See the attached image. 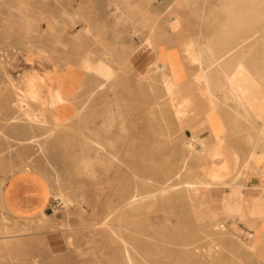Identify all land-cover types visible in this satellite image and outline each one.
<instances>
[{"label":"rangeland","instance_id":"obj_1","mask_svg":"<svg viewBox=\"0 0 264 264\" xmlns=\"http://www.w3.org/2000/svg\"><path fill=\"white\" fill-rule=\"evenodd\" d=\"M51 1L53 0H44V2H25L24 4L22 2H18V0H0V18L5 17L10 18L11 20H18L20 18V14L21 16L28 15L27 17H32L35 19L36 24H41L43 29H46V23L43 21L45 20L43 17L57 19L59 22L56 25H59V28L61 27L60 35L66 44V47H61L60 45L54 46V44L52 45L49 43V49L52 48V50L55 51V58L57 57V59H59L62 63L65 62V66L67 67L68 71L66 76L67 80L69 84L74 82L73 84L76 87L79 85L83 86L85 82L90 83V78L88 77V74L85 73L82 56L87 48L79 45L81 40H85V32L83 31L84 29L81 26V22L76 16L73 15V11L75 9H80L82 13H85L86 16L90 17L93 25L94 23L96 24L97 28L95 30L102 32L103 36L101 41L105 43L104 45H106L107 48L111 49V51L116 54L114 55L112 53L111 64L113 63L112 70L114 71L115 69L116 73L118 72V74L113 79V89L110 92L111 95L109 96L108 94H104V92L94 93L91 96V98L95 96L94 99L92 98L94 102H92V99L89 98L81 115H78L76 111L73 110V104L76 100L74 93H72V95L70 94L71 96L69 95V98L62 101V103H57V107H51L56 113H58V110L61 108V110H64L63 108H65L72 113L70 114L69 112L68 117L64 119L67 124V129L63 130V128L60 126H47L45 123L37 122V119L33 120L34 128L31 127L30 129L28 125L26 126L23 123L20 117H12L11 119H8L12 115H17V113L13 114L14 108L11 104L12 97L8 94L10 93V89L5 81L6 78L4 77V68H6V66H3L2 68L0 64V264H123L120 261V257L122 256L121 253L124 247H127V249L129 248V251L132 250L130 251L131 253L136 250L140 255L148 248H150L148 249L150 251H153L154 249L160 250L161 247V249H163L165 246L160 247L158 246L159 244L163 242H172L170 237L172 234L170 233L179 231L178 225L181 227H179L180 231L183 229L196 231L201 226L197 223V221H199V217H193V214L188 211L184 204L173 201L170 204L172 205V209H168L166 205H163L164 203L162 201H157V204L154 205L150 210L138 214V221L136 222L137 224L135 223L132 226H129L128 223H125L124 225L126 228L123 226L121 229L114 227V229L116 228L115 230L117 231V234H110L109 229L112 228L114 224H116V220L122 216H126V213H123L122 215V210H117V207L120 206L122 197L116 192V189H119L122 186L132 187L134 182H138L142 185L144 184L143 180L141 179H132V176H130L131 173L135 172L145 178L149 177L151 180L147 179L146 182L153 186H155L156 182L158 181L162 182V175L160 172H158L156 168H148V164L142 160L144 159V154L149 150V148L152 147L156 150H159L158 162L160 164H163L166 159L165 157L168 156L169 167L171 169L173 168V172H176L178 167H180L182 156L181 153L185 151V153H188V150L192 151L191 153H194L193 157L196 156L195 159L191 157L187 160L188 167L204 169L205 165L206 167L210 166L212 157L214 156L212 153L221 154L222 152L223 155H221L224 159L227 157L226 159H228L230 162V168H232L235 165L233 155L237 154L238 149H242L249 140L256 141L257 147L259 148H257L258 150L264 149L262 148L264 147V139H262L259 134V130L264 128V116H261L258 112L260 107H264L262 106L264 105V103H262L264 102V100H262L264 99V94H262L264 93V88H262L264 87L262 86V83H264V59L261 58L264 57V46H262L264 45V42H261L264 41V26H262L264 25V17H259L249 24L250 27L248 28L251 30V32H249L247 27H244L242 29L243 33H241V31L238 35L240 37H235L234 46L225 47L221 46L218 40L220 39L218 34L221 30L219 27L221 26L220 23H222V16L220 15V5H218V0H130V2H121L122 0H114V2H112V0H94V2ZM245 1V8H249L253 5V8L255 9V3L250 2L249 0ZM259 3L262 4L264 2ZM115 6H118V9H115ZM259 6L260 5L257 4L256 10ZM17 7L20 9L19 12ZM112 10L114 13H112ZM128 12L131 13L130 16L127 15ZM140 16L142 17L140 18ZM217 17L219 19H217ZM140 19H143L144 21L142 20V22ZM149 20H151V23ZM217 20L219 25H217ZM138 21L140 22V25ZM17 27L18 26L15 27L16 29L12 28V30H17L21 33V36H19L23 37V32H21L22 30L20 29V26L18 28ZM216 27L218 28L216 29ZM215 29L219 31L216 32ZM7 30L8 28L4 29L3 36L4 32ZM244 31L247 33L245 34ZM44 33H46V31L43 32V34ZM56 34L53 35L56 36ZM259 36L262 37L260 38V41ZM37 38H39L38 35ZM37 38L35 37L36 40ZM91 39L92 38H89L86 41V43L89 45L88 47H90L91 50L95 52V55H100L99 52L101 50V46L97 44L94 39ZM141 40H143L142 47L144 54H157V58L155 57V59L159 62L157 64L160 65V67H158L159 70H157L159 76H161V79H163L158 83V86L162 89V91H164L163 96L167 94V91L169 92L168 95L165 96V100L167 99V102L173 103L174 105L170 120L176 123L172 124L175 126V128L169 129L167 139L170 141V143H167L163 146V142L159 141L162 139V137L159 136L161 135V131L159 129L160 127L158 124H156V121L149 119V114L147 113L153 105L151 103L157 102V98H152L153 94L149 91L146 83H142L139 79H137V73L140 71V69L144 68L143 66L145 65V62L142 61V63H140V61H132L130 63L131 65H125L121 63V58L128 53V50L132 46L139 44V41ZM149 42L153 44L151 45ZM208 42L216 48H214L212 45L211 47ZM253 43H255V45ZM158 44L160 47H158ZM259 45L261 46L259 47ZM186 46H188V50ZM192 46L195 48V50ZM189 48L191 50H189ZM199 48L200 50H198ZM209 48L211 49L208 50ZM211 51H213L215 54ZM219 51L221 53H219ZM228 52L229 54L231 53V55L235 56V58L239 57L243 61L241 67L242 71L240 70L239 73L240 75L237 74V72L231 71V73L234 72L231 74L233 78L231 80H229V77L226 76L227 70L220 72L219 68H216V66H213L212 64L214 61L212 59L218 57L217 60L221 61L220 59H222V66H224L223 59L226 57ZM21 54L24 57L27 56L26 52H22ZM193 54L195 56L197 54V56L195 57ZM213 54L214 57H212ZM180 55H182V57ZM221 56H223V58H221ZM208 57H211L212 59H208ZM257 57L260 60H257ZM165 58L167 59L165 60ZM188 58L191 63L186 64L189 62L187 61ZM117 59L119 61H117ZM192 59L195 60L193 61ZM210 60H212V62ZM261 60L262 62H260ZM195 61L196 63H194ZM207 61L210 65L207 64ZM209 61L211 63H209ZM249 63L252 65L254 64L253 66L255 67L253 68V66H251ZM247 65H249V68ZM183 66L185 68H183ZM120 67L122 68L120 69ZM207 71H209L208 77L205 76ZM242 72L246 73L244 74ZM252 72H255L254 75ZM125 73H127V76L124 75ZM197 73L198 75H195ZM234 74L236 76H234ZM251 74L252 76H250ZM255 74H258L257 77ZM193 75H195V78L191 77ZM226 77H228V79ZM182 78L185 83H183L184 81ZM242 78L244 80H242ZM178 80H180V83ZM168 81L172 84H170ZM229 81L231 83H229ZM249 81L251 83L254 82L252 86ZM244 82L248 85L245 86ZM255 82H257V84ZM226 83L229 84V87L228 84L226 85ZM238 83L241 86H238ZM176 84L180 85L179 87L182 86L181 91ZM254 84L256 85L254 86ZM196 85L199 86L197 87ZM233 85L236 86L234 87ZM237 86L239 87L238 89ZM174 87L176 88V92H174ZM224 87L226 88V91L224 90ZM194 88H196V90ZM183 90H186L184 91V93L186 92V95L183 94ZM226 92L228 93L223 94ZM258 92L261 93L258 94ZM169 94L171 95V98ZM193 94H195V96ZM248 94L250 99L249 97H246ZM252 95H255L256 97L254 98ZM208 96H210V99ZM175 97H177V100H175ZM231 99L235 100L231 101ZM241 100L242 102L244 101L243 103L241 102L242 104L240 103ZM180 101L182 105L179 104ZM257 103L259 105H257ZM238 104H240V106H238ZM245 104L246 106H244ZM250 104L255 106L251 107ZM108 105L114 107L115 110L117 107V111L121 114L119 120L122 122L124 139L122 143L117 144L121 148L118 154L120 160L116 162L117 164L115 166L113 165L114 167L112 166L109 172H105L103 171V165L99 160L97 161L93 156L86 157L88 156V152L89 154H92V151H87L86 155L85 151H83V148L88 143H90L88 140L91 141V138L94 139L95 133L93 131L96 128H99L100 123L103 120V111ZM175 105H178V108ZM182 107L186 108L184 109ZM224 107L225 109H223ZM174 109L177 111L174 112ZM247 112L250 117L247 115ZM35 114L36 112L30 115L33 117ZM250 119L252 121H250ZM119 120L117 119V122ZM23 126H25V128H23ZM26 127H28L30 130ZM113 128L116 131V128ZM54 129L58 131H54ZM26 131L27 133H25ZM15 132H21L27 136L34 134V137L23 141H18L17 139H13V137L16 136ZM81 133L83 135H81ZM84 137L87 138V140ZM244 139L246 140L244 141ZM39 140H41V143H39ZM80 142H83L82 145ZM243 142L244 144H242ZM214 145L217 146L214 147ZM87 146H89V144ZM128 146L133 147V149L129 152L127 150ZM219 148H221V150ZM214 149L219 150L216 151ZM195 152L197 154H202L200 156ZM238 152L240 153V151ZM208 153L209 155H204ZM129 155H133L134 158H132V156L129 157ZM83 157L92 161L96 173L91 174L89 172V168L86 167L82 162ZM202 157L204 159H202ZM200 159L202 160L200 161ZM256 166L258 169L264 170V159L259 157L256 160ZM244 174L245 175L237 178V182L241 183L242 185L250 187L252 185L264 184V180H260L258 177L256 182L257 184L249 183V180L254 175H256L254 170L247 169ZM27 183L30 186H33L32 190L38 192H34V194H39L41 197L39 195V197H23L28 193L22 192V189L24 191H30V187ZM222 189L223 188L221 186H217L214 190H212V193L206 198L207 203L203 204L199 208L200 212H198L197 216L203 212L205 214H211L216 211V208L219 206ZM247 193L255 194V192L251 191L250 189H247ZM1 201L11 204L12 210L7 211L2 206ZM109 204L116 207V209L112 214H110V216L112 215L111 217L109 216L108 218H104L107 211V205ZM161 205L163 207H161ZM12 212L14 214H12ZM53 213H56L61 219H53L51 217ZM42 214L43 216L41 217ZM127 215L130 216V213L128 212ZM43 217H45V219ZM174 222L178 224L175 225ZM172 225L176 227L174 228ZM229 226L230 225H227L228 229L224 234L217 233L218 235L221 234L219 236L215 234L213 236H206L200 239H194L188 236L180 239L175 236L173 237L174 241L181 243L183 240L187 243L186 247L181 244L178 246L177 244L175 246L166 245L168 248L166 247V249L164 248L163 250L170 252L171 258H169L171 260L165 259L167 257L164 255L155 254L152 255L153 257H149L148 264H155V261L156 264H162L163 262H165L164 264H235L233 261H229L230 257H228L229 254L227 253L228 250L226 249H228L227 247H229L231 244V246L236 245L235 241L238 238L242 237L244 239V237L239 235L235 228H231V226ZM170 227L172 229H169ZM128 228L130 229L129 232H127ZM4 229H7L6 233ZM155 230H158V232L160 231V233L163 232L165 236H157L155 234L157 231ZM134 231L142 236H138L136 239L137 241L133 240L134 235H132V233ZM255 231L257 233L252 232V234L254 233L253 236H255V241L253 240L254 252L243 250V248L241 250L240 248L239 255L244 260L249 258L245 260L248 262V264H264V245H262L264 244V235H262L264 234V220H260V224ZM123 233L126 235H122ZM111 235L115 236L112 237ZM222 235L225 236L222 238ZM226 240L228 243H226ZM131 241L134 244H132ZM140 241L141 243H138ZM149 241H152L151 243L156 245H151ZM221 243L224 245L222 246L223 256L220 252L217 255L216 249ZM133 245L136 246L134 247ZM205 246H207L208 250H212L211 254H204L203 250L206 248ZM213 248L215 249L213 250ZM98 251H100L102 254ZM81 252L83 254H81ZM91 252L94 253L92 254ZM100 256L102 258H100ZM94 257L96 258L94 259ZM245 261L244 264H246ZM141 264L146 263L142 262Z\"/></svg>","mask_w":264,"mask_h":264},{"label":"bare ground","instance_id":"obj_2","mask_svg":"<svg viewBox=\"0 0 264 264\" xmlns=\"http://www.w3.org/2000/svg\"><path fill=\"white\" fill-rule=\"evenodd\" d=\"M94 2V0H53L51 2ZM121 1V0H120ZM153 1V0H152ZM180 1V0H179ZM187 1V0H185ZM213 1V0H212ZM218 5H220L219 10H220V15L223 17H221V21L222 23H220V27L221 30L219 32V44L221 46H225V47H232L234 46L235 43V37L237 36L238 38L240 36H238L240 34V32L242 31V29L245 27H250L249 24L253 21H255L256 19H258L259 17H264V3H259V2H264V0H249L250 2L255 3V9L253 8V5L250 6L249 8H245L244 3H246L245 0H218ZM248 1V0H247ZM18 2H22L25 4V2H44V0H18ZM112 2H114V0H112ZM121 2H130V0H122ZM176 2V1H175ZM178 2V1H177ZM249 2V3H250ZM16 3V2H15ZM193 3V2H192ZM23 4V5H24ZM195 4V3H194ZM260 5L258 7V9L256 10V6ZM190 5V4H189ZM247 5V4H246ZM26 6V5H25ZM248 6V5H247ZM29 8V7H28ZM115 9H118V6H115ZM18 12L20 11L19 7H17ZM25 10V9H24ZM114 10V9H113ZM112 10V13H114ZM27 11V10H25ZM30 12V11H29ZM28 12V13H29ZM183 12V11H182ZM194 12V11H193ZM215 13V12H213ZM25 14V12H24ZM117 14V13H116ZM73 15L77 17V19L81 22V26L83 27V31L85 32V40H81L79 42V45H82L83 47L87 48V50L85 51V53L82 55L83 56V62H84V69H85V73L88 74V77L90 78V83H84L83 86L79 85L76 86L72 83L69 84L68 80H67V67L65 66V62L62 63L59 59H57V57H54V50L49 49V43L50 44H54V46L56 45H60L61 47H66V44L64 43L63 39L61 38L60 35V28L59 25H56L59 21L55 18H48V17H43V21H45L46 23V29L42 28L41 24H36L35 19H33L32 17H27L28 15H22L20 14V18L18 20H14V19H10V18H5V17H1L0 18V64L1 67L3 68V66H6L5 69V78H6V83L9 87V91L10 93H8L11 97H12V101L11 104L14 108L13 110V114L17 115H12L10 116L8 119H11L12 117H20V119H22L23 123L31 129V127H33V120L37 119V122H42L45 123L47 126H60L61 128L67 129V124L66 121L64 120L66 117H68L69 114V110H66L65 108H63L64 110H58L59 112L56 113L52 110V106H56L57 103H62V101L66 100L67 98H69V95L72 93H74V96H76V100L74 101V107L73 110L76 111V113L78 115H81V113L84 111L85 109V104L87 103V100L90 99H94V97L91 98V96L96 93V92H104V94H108L109 96L111 95L110 92L113 89V79L115 78V76L118 74V72L116 73V70L114 69V71L112 70L113 68V63L111 64V55L112 53L114 55H116L114 52L111 51V49L107 48L106 45H104L105 43H103L102 40V32L101 31H97L95 30L96 24L92 23V20L90 19L89 16H86L85 13H82V11L79 9H75L73 11ZM126 15V13H125ZM128 16L131 15V13H127ZM150 16V15H148ZM147 16V17H148ZM137 17V16H135ZM142 16H140L141 18ZM196 17V16H195ZM220 17V16H218ZM217 17V19H219ZM128 18V17H126ZM144 18V17H143ZM149 18V17H148ZM216 18V17H215ZM214 18V19H215ZM134 19V18H133ZM137 19V18H136ZM135 19V21H136ZM183 19V18H182ZM181 19V21H182ZM138 20V19H137ZM143 20V19H142ZM140 19V21H142ZM171 20V19H170ZM42 21V22H43ZM122 21V20H121ZM133 21V20H132ZM134 21V22H135ZM144 21V20H143ZM142 21V22H143ZM151 20H149L150 22ZM156 21V20H154ZM137 23V22H135ZM139 25L140 22L138 21ZM151 23V22H150ZM149 23V24H150ZM218 23V20H217ZM17 24V25H16ZM79 24V23H78ZM219 25V23L217 24ZM16 26H20V29L22 30L21 32H23V37L21 36V33L18 32L17 30H12V28H15ZM117 26V25H115ZM143 26V25H142ZM264 26V25H262ZM17 27V28H18ZM64 27V26H63ZM261 27V26H260ZM5 28H8V30L6 32H4V36H3V31ZM218 27H216L217 29ZM16 29V28H15ZM215 29L216 32H218ZM143 30V29H142ZM249 30V28H248ZM43 34V32H45ZM214 31V32H215ZM134 32V31H132ZM131 32V33H132ZM249 32H251V30H249ZM57 33V34H56ZM139 33V32H138ZM243 33V31L241 32ZM244 33L246 34L247 32L244 31ZM53 34H56L53 35ZM244 34V35H245ZM254 34V32H253ZM20 35V36H19ZM37 35L39 36V38H37ZM249 35V34H247ZM255 35V34H254ZM252 36V35H251ZM248 36V37H251ZM35 37L37 38V40L35 39ZM69 37V36H68ZM18 38V39H17ZM22 38V39H19ZM92 38L94 39L97 44H99L101 47V50L99 52L100 55H95V52L91 50L90 47H88L89 45L86 43L87 39ZM260 38H262L261 36H259V41ZM41 39V40H40ZM44 39V40H43ZM69 39V38H68ZM91 39V40H92ZM215 39V38H214ZM217 39V37H216ZM215 39V40H216ZM209 40V39H208ZM214 40V41H215ZM251 40V39H249ZM256 40V39H255ZM70 41V40H69ZM148 41V40H147ZM161 41V40H160ZM253 41V40H252ZM257 41V40H256ZM72 42V41H71ZM106 42V41H105ZM181 42V41H180ZM216 42V41H215ZM255 42V41H254ZM264 42V41H261ZM142 43L143 40L139 41V44H135V46H132L129 50L127 54H123L124 56L121 58V63L122 64H127L129 65L132 61L137 62L140 61V63H142V61L145 62V65L143 66V69H140V71L137 73L138 74V78L140 80V82L142 83H146V85L148 86L149 91L153 94V97L157 98V102L151 103L153 104L152 107L150 108V110L147 112L149 114V119H153L154 121H156V124L159 125V129L161 131V135H159L160 137H162L161 140L163 145H166L167 143H170V141L167 139L168 137V133H169V129L175 128V126H173L172 124H176L174 121L170 120L171 114H172V110H173V103H169L165 100V96L168 95V91L166 92L167 94L163 96V92L162 89L158 86V83L161 82L163 79H161V76H159L158 74V70L160 67V65H158L157 63H159L155 57L157 56V54H144L143 53V47H142ZM148 43V42H146ZM150 43V42H149ZM155 43V42H154ZM182 43V42H181ZM209 43V42H208ZM256 43V42H255ZM255 43H253L255 45ZM258 43V42H257ZM260 43V42H259ZM75 44V43H74ZM95 44V42H94ZM145 44V43H144ZM151 45L153 43H150ZM207 44V42H206ZM210 44V43H209ZM208 44V45H209ZM252 44V43H251ZM261 44V43H260ZM150 45V46H151ZM161 45V44H160ZM192 45V44H190ZM194 45V44H193ZM212 44H210L211 46ZM219 45V46H220ZM144 46V45H143ZM182 46V44H181ZM196 46V45H195ZM213 46V45H212ZM211 46V47H212ZM258 46V45H257ZM261 45H259L260 47ZM264 46V45H262ZM53 47V46H52ZM79 47V46H78ZM77 47V48H78ZM158 47L159 44H158ZM187 50H188V46ZM193 47V46H192ZM203 47V45H202ZM214 47V46H213ZM224 47V48H225ZM255 47V46H254ZM96 48V47H95ZM172 48V47H171ZM178 48V47H177ZM176 48V49H177ZM184 48V47H183ZM191 48V47H190ZM189 48V50H191ZM194 48V47H193ZM192 48V49H193ZM216 48V47H214ZM262 48V47H261ZM54 49V48H53ZM57 49V47H56ZM83 49V48H81ZM173 49V48H172ZM175 49V47H174ZM202 49V48H201ZM207 49V48H206ZM211 48H209L208 50H210ZM218 49V48H217ZM221 49V48H219ZM21 50V51H20ZM147 50V49H146ZM195 50V48H194ZM200 50V48L198 49ZM223 50V49H222ZM221 50V52H222ZM228 50V49H227ZM18 51V52H17ZM60 51V50H59ZM174 51V50H173ZM197 51V49H196ZM206 51V50H204ZM214 51V50H213ZM211 51V52H213ZM22 52H26L27 56H22ZM119 52V51H118ZM125 52V51H124ZM123 52V53H124ZM178 52V51H176ZM182 52V51H181ZM195 52V51H194ZM215 52V51H214ZM213 52V53H214ZM219 51V53H221ZM230 52V50H229ZM226 55L224 54V66H222V59H220L221 61H218V57H215V59H211L214 60L212 62V60H210L213 64V66L215 65L216 68H219L220 72H224V70H227L226 76L229 77V80L233 79L232 75L234 72H237V74L240 73V70L242 71L241 67H242V63L243 61L239 58L231 55V53ZM179 53V52H178ZM189 53V52H188ZM200 53V52H198ZM197 53V54H198ZM216 53V52H215ZM214 53V54H215ZM226 53V52H224ZM172 54V53H171ZM182 54V53H181ZM196 54V56H197ZM201 54V53H200ZM203 54V53H202ZM208 54V53H207ZM212 54V53H211ZM214 54L212 57H214ZM217 54V53H216ZM258 54V53H257ZM67 55V54H66ZM113 55V56H114ZM189 55V54H187ZM194 55V54H193ZM205 55V54H204ZM210 55V52H209ZM176 56V55H175ZM182 57V55H180ZM192 56V55H191ZM190 56V57H191ZM195 56V55H194ZM193 56V58H194ZM195 56V57H196ZM217 56V55H215ZM251 56V55H250ZM67 57V56H66ZM117 57V56H116ZM200 57V55H199ZM259 57V56H258ZM257 60H260L258 59ZM142 58V59H141ZM157 58V57H156ZM206 58V57H204ZM208 57V59H210ZM220 58V57H219ZM221 58H223V56H221ZM248 58V57H247ZM262 59H264V57H261ZM120 59V58H119ZM159 59V58H158ZM167 58H165L166 60ZM176 59V58H174ZM173 60V59H172ZM191 60V59H190ZM193 61L195 59H192ZM255 60V59H254ZM117 61H119L117 59ZM187 61H189V58L187 59ZM186 61V62H187ZM209 61V63H211ZM253 61V59H252ZM185 62V63H186ZM247 62V61H246ZM251 62V61H249ZM262 62V60L260 61ZM70 63V62H69ZM80 63V62H79ZM176 63V61H175ZM191 63L190 61L187 62L186 64ZM196 63V61L194 62ZM255 63V62H254ZM258 63V62H257ZM256 63V64H257ZM118 64V63H117ZM144 64V63H143ZM142 64V65H143ZM161 64V63H160ZM163 64V63H162ZM208 64V61H207ZM211 64V65H212ZM251 64V63H249ZM255 64V65H256ZM260 64V63H259ZM120 65V64H119ZM131 65V64H130ZM181 65V64H180ZM183 65V64H182ZM185 65V64H184ZM210 65V64H208ZM254 65V64H253ZM251 64V66H253ZM168 66V65H166ZM178 66V65H176ZM198 66V65H197ZM249 65H247L248 67ZM250 66V67H251ZM69 67V66H68ZM123 67V66H122ZM120 67V69L122 68ZM169 67V66H168ZM244 67V66H243ZM246 67V66H245ZM255 66H253L254 68ZM129 68V67H128ZM183 68H185L183 66ZM196 68V67H195ZM201 68V67H200ZM249 68V67H248ZM158 69V70H157ZM170 69V68H169ZM172 69V67H171ZM247 69V68H246ZM245 69V70H246ZM161 70V69H160ZM182 70V69H180ZM249 70V69H248ZM260 70V69H259ZM119 71V70H118ZM173 71V70H172ZM175 71V70H174ZM231 71H234L233 73H231ZM252 71V69H251ZM84 72V71H83ZM127 72V71H126ZM195 72V71H194ZM250 72V71H249ZM262 72V71H261ZM124 73V72H123ZM174 73V72H173ZM176 73V72H175ZM188 73V71H187ZM242 73H246V72H242ZM255 72H252V74L254 75ZM4 74V73H3ZM121 74V73H119ZM127 73H125L124 75H126ZM192 74V73H191ZM236 74V73H235ZM234 74V76H236ZM252 74L250 76H252ZM173 75V74H172ZM195 75H198L195 74ZM191 76L192 78L195 76ZM224 75V74H223ZM240 75V74H239ZM256 77L258 74H255ZM260 75V74H259ZM69 76V75H68ZM87 76V75H86ZM127 76V75H126ZM205 76L208 77L209 76V71H207L205 73ZM244 76V75H243ZM228 77H226L228 79ZM240 77V76H239ZM262 77V75H261ZM171 78V77H170ZM195 78V77H194ZM224 78V77H223ZM225 78V79H226ZM246 78V77H245ZM226 79V80H227ZM238 79V77H237ZM253 79V78H251ZM258 79V78H257ZM56 80V81H55ZM166 80V79H165ZM177 80V79H176ZM183 80V78H182ZM193 80V79H192ZM191 80V82H192ZM223 80V79H222ZM240 80V78H239ZM242 80H244L242 78ZM241 80V81H242ZM167 81V80H166ZM174 81V80H173ZM180 83V80H178ZM184 81V80H183ZM182 81V82H183ZM225 81V80H224ZM246 81V80H245ZM68 82V83H67ZM88 82V81H87ZM139 82V83H140ZM169 82V81H168ZM172 82V81H171ZM181 82V85H182ZM190 82V83H191ZM227 82V81H225ZM233 82V81H232ZM237 82V81H236ZM248 82V81H247ZM250 82V81H249ZM253 82V81H252ZM166 83V82H165ZM170 83V82H169ZM185 83V81L183 82ZM194 83V82H193ZM200 83V82H199ZM229 83H231L229 81ZM251 83V82H250ZM254 83V82H253ZM251 83V86L252 84ZM257 84V82H255ZM262 83V81H261ZM260 83V84H261ZM163 84V83H161ZM172 84V83H170ZM228 83H226L227 85ZM236 84V83H235ZM245 84V82H244ZM254 84V86L256 85ZM259 84V83H258ZM177 85V84H176ZM237 85V84H236ZM235 85V86H236ZM240 84L238 83V86ZM248 84H245V86ZM2 86V85H1ZM166 86V85H165ZM178 87L180 85H177ZM184 86V85H183ZM187 86V85H186ZM193 86V85H192ZM197 87L199 85H196ZM195 86V87H196ZM234 86V85H233ZM234 86V87H235ZM237 86V89L239 88ZM241 86V85H240ZM260 86V85H258ZM262 86H264V83H262ZM168 87V86H166ZM173 87V86H170ZM176 87V86H175ZM174 87V92H176V88ZM182 87V86H181ZM181 87L180 91H181ZM196 87V88H197ZM229 87V84H228ZM227 87V89H228ZM244 87V85H243ZM188 88V87H187ZM190 88V87H189ZM196 88H194L196 90ZM233 88V87H232ZM248 88V87H247ZM256 88V87H255ZM259 88V87H258ZM264 88V87H262ZM261 88V89H262ZM191 89V88H190ZM226 88L224 87V90ZM231 89V88H230ZM236 89V90H237ZM243 89V88H242ZM260 89V88H259ZM147 90V89H146ZM145 90V91H146ZM165 90V89H164ZM170 90V89H169ZM178 90V89H177ZM209 90V89H208ZM235 90V89H234ZM245 90V89H244ZM172 91V90H171ZM184 91L183 90V94ZM192 91V90H191ZM206 91V90H205ZM226 91V90H225ZM223 91V92H225ZM249 91V90H247ZM261 91V90H260ZM70 92V93H69ZM200 92V90H199ZM210 92V91H209ZM245 92V91H244ZM253 92V91H252ZM257 92V91H256ZM198 93V92H197ZM222 93V92H221ZM223 93V94H227ZM238 93V91H237ZM255 93V92H254ZM261 92H258V94ZM77 94V95H75ZM171 94V93H170ZM169 94V95H170ZM203 94V93H201ZM210 94V93H209ZM250 94V93H249ZM246 96L249 97L250 96ZM264 94V93H262ZM70 95V96H71ZM186 95V94H185ZM195 96V94H193ZM211 95V94H210ZM230 95V94H229ZM232 95V93H231ZM235 95V94H234ZM240 95V93H239ZM256 95V93H255ZM255 95L254 98L256 97ZM261 95V94H260ZM98 96V95H97ZM251 96V97H252ZM213 97V96H212ZM211 97V98H212ZM217 97V96H216ZM224 97V95H223ZM259 97V96H258ZM71 98V97H70ZM97 98V97H96ZM151 98V99H152ZM171 98V95H170ZM177 97H175V100ZM179 98V96H178ZM206 98V97H205ZM208 98L210 99V96H208ZM226 98V97H225ZM235 98V97H234ZM241 98V97H240ZM253 98V97H252ZM93 99L91 100L92 102ZM207 99V98H206ZM208 99V100H209ZM215 99V98H214ZM236 99V98H235ZM235 99H231V101H234ZM245 99V98H244ZM260 99V98H259ZM262 99V98H261ZM97 100V99H96ZM172 100V99H169ZM216 100V99H215ZM220 100V99H219ZM222 100V99H221ZM252 100V99H251ZM264 100V99H262ZM261 100V101H262ZM82 101V103H81ZM90 101V102H91ZM174 101V100H172ZM170 101V102H172ZM182 101V100H181ZM181 101L179 104H181ZM184 101V100H183ZM186 101V100H185ZM225 101V99H224ZM257 101V100H255ZM89 102V101H88ZM91 102V103H92ZM210 102V100H209ZM222 102V101H221ZM229 102V101H227ZM236 102V101H235ZM242 102V100L240 101V103ZM244 102V101H243ZM242 102V103H243ZM246 102V101H245ZM252 102V101H251ZM259 102V101H258ZM96 103V102H95ZM175 103V102H174ZM211 103V102H210ZM238 103V102H237ZM241 103V104H242ZM253 103V102H252ZM264 103V102H262ZM69 104V103H68ZM94 104V103H93ZM150 104V105H151ZM172 104V105H171ZM184 104V103H183ZM228 104V103H227ZM230 104V103H229ZM234 104V103H233ZM72 105V104H71ZM182 105V104H181ZM211 105V104H209ZM214 105V104H213ZM224 105V104H223ZM235 105V104H234ZM257 105H259L257 103ZM67 106V105H66ZM69 106V105H68ZM176 106V105H175ZM178 106V105H177ZM176 106V107H177ZM185 106V105H184ZM207 106V105H206ZM233 106V105H232ZM231 106V107H232ZM238 106H240V104H238ZM246 106V104L244 105ZM243 106V107H244ZM251 107L255 106V105H251ZM264 106V105H262ZM57 107V106H56ZM65 107V106H64ZM92 107V106H91ZM95 107V106H94ZM180 107V106H179ZM220 107V106H219ZM218 107V109H219ZM222 107V106H221ZM249 107V106H248ZM250 107V109H251ZM178 108V107H177ZM184 108V107H182ZM181 108V109H182ZM186 108V107H185ZM184 108V109H185ZM210 108V106H209ZM257 108V107H256ZM259 108V107H258ZM72 109V108H71ZM225 109V107L223 108ZM234 109V107H233ZM232 109V110H233ZM236 109V108H235ZM245 109V108H244ZM249 109V110H250ZM260 109V110H259ZM258 109V112L261 116H264V107H260ZM255 110V109H254ZM177 111V110H176ZM174 109V112H176ZM218 111V110H217ZM241 111V110H239ZM238 111V112H239ZM246 111V110H244ZM34 112H36V114L32 117L30 114H33ZM99 112V111H98ZM180 112V111H179ZM215 112V111H214ZM251 112V111H250ZM184 113V111H183ZM182 113V114H183ZM212 113V112H211ZM218 113V112H217ZM236 113V112H235ZM243 113V112H241ZM240 113V114H241ZM253 113V112H252ZM70 114H72L70 112ZM100 114V113H99ZM177 114V113H176ZM175 114V115H176ZM180 114V113H179ZM77 115V116H78ZM174 115V116H175ZM213 115V114H212ZM248 115V112H247ZM246 115V116H247ZM259 115V116H260ZM103 120L100 123L99 128H96L93 132L95 133V137L94 139L91 138V141L88 140L90 143L89 146H85L83 148V151H85L86 155H87V151H92V154H89L88 152V156L86 157H94L97 161L99 160L102 165H103V171H110V169L112 168V166L116 165L117 161L120 160L119 157V152H120V146H118L117 144L122 143L123 139H124V135H123V126H122V122L119 120V118L121 117V114L117 111V107L116 110L114 109V107L108 105L105 110L103 111ZM240 116V115H239ZM249 116V115H248ZM258 116V113H257ZM255 116V117H257ZM241 117V116H240ZM250 117V116H249ZM176 118V117H175ZM233 118V117H232ZM248 118V117H247ZM19 119V118H18ZM117 119L119 120L117 122ZM243 119V118H242ZM249 120V118H248ZM16 121V120H14ZM176 121V120H175ZM250 121H252L250 119ZM6 123V122H5ZM18 123V122H15ZM38 125V124H37ZM40 126V125H39ZM38 126V127H39ZM26 127V128H28ZM116 128L115 129L113 128ZM23 128H25V126H23ZM22 128V129H23ZM28 128V129H29ZM34 128V127H33ZM44 128V127H43ZM88 128V127H87ZM21 129V128H20ZM29 129V130H30ZM37 129V128H35ZM51 129V128H50ZM233 129V128H232ZM231 129V130H232ZM41 130V128H40ZM56 129H54L55 131ZM226 130V128H225ZM24 131V130H23ZM58 131V130H56ZM61 131V130H60ZM224 131V130H223ZM222 131V133H223ZM30 132V131H29ZM41 132V131H40ZM87 132V131H86ZM91 132V131H89ZM226 132V131H224ZM230 132V129H229ZM27 133V131L25 132ZM51 133V132H50ZM53 133V132H52ZM56 133V132H55ZM58 133V132H57ZM60 133V132H59ZM79 133V132H78ZM220 133V132H219ZM16 136L13 137V139H17L18 141H23L26 140L28 138L34 137V134L27 136L22 134L21 132H15ZM20 134V135H18ZM29 134V133H28ZM46 134V133H45ZM72 134V133H71ZM89 134V133H87ZM225 134V133H224ZM227 134V133H226ZM259 134L261 136L262 139H264V128H261L259 130ZM44 135V134H43ZM50 135V134H49ZM69 135V134H68ZM81 135H83L81 133ZM91 135V134H89ZM228 135V134H227ZM245 135V134H244ZM250 135V134H249ZM42 136V135H41ZM48 136V135H47ZM63 136V135H62ZM45 137V136H44ZM50 137V136H49ZM225 137V136H224ZM243 137V136H242ZM249 137V136H248ZM85 138V137H84ZM250 138V137H249ZM48 139V138H47ZM83 139V138H81ZM87 140V138H85ZM205 139V138H204ZM219 139V138H218ZM217 139V140H218ZM222 139V138H220ZM251 139V138H250ZM258 139H259V135H258ZM261 139V140H262ZM45 140V139H44ZM71 140V139H70ZM199 140V139H197ZM202 140V139H201ZM206 140V139H205ZM233 140V139H232ZM246 139H244L245 141ZM41 140H39V143ZM158 141V142H159ZM220 141V140H219ZM16 142V141H15ZM36 142V140H35ZM44 142V141H42ZM200 142V141H199ZM205 142V141H204ZM203 142V143H204ZM226 142V141H225ZM261 142V141H260ZM26 143V142H25ZM81 143V142H80ZM83 143V142H82ZM81 143V145H82ZM201 143V142H200ZM217 143V142H216ZM222 143V142H221ZM17 144V143H16ZM43 144V143H42ZM49 144V143H48ZM214 144V143H213ZM219 144V143H217ZM244 144V142L242 143ZM28 145V144H27ZM33 145V144H32ZM38 145V144H37ZM51 145V143H50ZM186 145V144H185ZM262 145V144H261ZM30 146V145H29ZM190 146V145H188ZM217 145H214V147ZM21 147V146H20ZM42 147V146H41ZM39 147V148H41ZM186 147V146H185ZM260 147V146H259ZM38 148V147H37ZM43 148V147H42ZM162 148V147H160ZM159 148V149H160ZM187 148V147H186ZM191 148V147H190ZM222 148V147H221ZM221 148H219L221 150ZM240 148V147H237ZM242 148V147H241ZM257 143L254 140H249L242 149H238V151H240V153L237 151V154L233 155L234 156V162L235 165L230 168V162L228 159H224L223 158V152L221 154H214L212 153V155H214L212 157V161L210 163L209 167H206L204 169H195V168H190L187 165V160L190 159L191 157H193L194 153H191L192 151L188 150V153H181V164L180 167H178V170L176 172H173L172 169L169 167V157H165V161L163 164H160L158 162V154H159V150H156L155 148H149V150L144 154V162L146 164H148V168H156V170H158V172H160V174L162 175V182L160 183L159 181L156 182V185H150V183L146 182L147 179H150L149 177H143L138 175L135 172H132L130 176H132V179L136 180V179H141L143 180L144 184H139L138 182H134L132 187H128V186H122V187H118L119 189H116V192L118 194H120V196L122 197L121 201H120V206L117 207V210H122V215L123 213H126V216H122L121 218L116 220V224H114V226H110L112 228H110V234L111 233H116L117 231L114 229V227L117 228H123V226L126 228V226L124 225L125 223H128L129 226H132L133 224H135L138 219V214L144 213L145 211L150 210L154 205L157 204V201H162L164 204L168 207V209H172L170 205L173 201L176 202H180L182 204H184L188 211L191 212L193 214V217L198 218L199 221H197V223L199 225H201L199 227V229H197L196 231H192V230H186L183 229L180 231V226L178 225V230L179 231H174L170 234H172L170 237L172 239V242H163L161 244H159L158 246H165L164 248L166 249V245H173L175 246L177 244V246L179 244L183 245L186 247L187 243L184 242L182 240V242H176L174 241L173 237H178V238H184L186 236L190 237V238H194V239H200L206 236H213L217 233H225V231L228 229L227 225H230L231 228H236V225L239 221H243L246 225H247V229H245L243 232H241V229H237V232L239 233V235L243 236L244 239L241 238H236L237 240L236 245L233 246H229L227 247L228 249V257H230L229 261H233V263L235 264H244L245 260L242 259L239 255V250L241 248H243V250L246 251H253V244H254V237L253 234L257 233L255 230L257 229L258 225L260 224V220H264V184H258V185H252L250 187H246L244 185H242L241 183L237 182V178H239L240 176L245 175V171L247 169H251L254 170L258 179L260 180H264V170H260L257 168L256 166V160L261 157L262 159H264V149L258 150L257 149ZM261 148V147H260ZM264 148V147H262ZM133 149V147L128 146V152L131 151ZM195 149V148H194ZM218 149V150H219ZM193 150V149H192ZM203 150V149H202ZM207 150V149H206ZM216 150V149H214ZM216 150V151H218ZM212 151V150H211ZM210 151V152H211ZM197 152V151H196ZM195 152V153H196ZM204 153V152H203ZM206 153V152H205ZM5 154V153H4ZM39 154V153H38ZM129 154V153H128ZM197 154V153H196ZM202 154V153H201ZM201 154H197L200 155ZM204 155H209L208 154H204ZM211 155V153H210ZM44 156V155H43ZM78 156V155H76ZM133 157V155H129V157ZM138 156V155H137ZM195 156V155H194ZM203 156V155H202ZM225 156V155H224ZM75 157V156H74ZM196 157V156H195ZM195 157H193L195 159ZM207 157V156H206ZM44 158V157H43ZM68 158V157H67ZM200 158V157H199ZM48 159V158H47ZM50 159V158H49ZM202 159H204L202 157ZM200 159V161L202 160ZM29 161V160H28ZM206 161V159H205ZM82 162L85 164L86 167L89 168V172L91 174L96 173L94 167H93V163L90 159H86V158H82ZM99 162V163H100ZM196 162V160H195ZM203 162V161H202ZM197 163V162H196ZM195 163V165H196ZM205 164V163H204ZM207 164V163H206ZM53 166V165H52ZM98 166V165H97ZM113 166V167H114ZM202 166V165H201ZM208 166V164H207ZM54 167V166H53ZM51 169V168H50ZM55 169V168H54ZM26 170V169H25ZM155 171V170H154ZM14 173V172H12ZM153 173V172H152ZM60 174V172H59ZM15 175V174H14ZM17 175V174H16ZM54 175V174H53ZM61 175V174H60ZM152 175V174H151ZM160 175V176H161ZM24 176V175H23ZM153 176V175H152ZM9 178V177H8ZM36 178V177H35ZM130 178V177H129ZM153 178V177H152ZM58 179V178H57ZM131 179V178H130ZM257 179V178H256ZM10 180V179H9ZM59 180V179H58ZM151 180V179H150ZM155 180V179H154ZM240 180V179H239ZM140 181V180H139ZM243 181V180H242ZM141 182V181H140ZM42 183V182H41ZM60 183V182H59ZM120 183V182H119ZM142 183V182H141ZM155 183V182H154ZM28 184V183H27ZM122 184V183H121ZM125 184V183H124ZM257 184V183H255ZM2 186V185H1ZM8 186V185H7ZM118 186V185H117ZM120 186V184H119ZM217 186H221L223 189L221 190V197L219 200V206L216 208V211L211 213V214H205L204 212L201 213L200 215L197 216L199 211V208L207 203L206 198L212 193V190H214ZM148 187V188H147ZM131 188V189H130ZM247 189H250L251 191H254L255 194H248L247 193ZM5 192V191H4ZM8 192V191H7ZM2 193V192H1ZM5 196V195H3ZM6 198V197H5ZM69 202V201H68ZM2 206L7 210L10 211L12 210V206L9 203H5L3 201H1ZM166 203V204H165ZM81 204V203H80ZM65 206V205H64ZM160 207V206H159ZM161 207H163L161 205ZM116 209V207L112 206L111 204L107 205V211L106 214L104 216L105 217H109L110 214H112L114 212V210ZM130 213V216L127 215V213ZM150 212V211H149ZM12 214H14L12 212ZM45 215V214H44ZM43 216V214L41 215V217ZM48 216V215H47ZM112 216V215H111ZM110 216V217H111ZM45 219V217H43ZM128 218V219H127ZM131 218V219H129ZM194 218V219H195ZM106 220V219H105ZM37 221V220H36ZM108 221V220H107ZM8 222V221H7ZM115 222V221H114ZM163 222V221H162ZM166 222V221H165ZM168 222V221H167ZM104 223V222H103ZM175 223V222H174ZM180 223V222H179ZM137 224V223H136ZM178 223H175V225ZM182 224V223H181ZM173 226V225H172ZM185 226V225H183ZM229 226V227H230ZM238 226V225H237ZM128 227V226H127ZM135 227V226H134ZM151 227V226H150ZM164 227V226H162ZM174 228L176 226H173ZM180 227V228H179ZM26 228V227H25ZM165 228V227H164ZM163 228V229H164ZM17 229V228H16ZM169 229H172L171 227ZM168 229V231H169ZM5 230V229H4ZM3 230V232H4ZM62 230V229H61ZM119 230V229H118ZM129 228L128 231L129 232ZM152 230V229H151ZM186 230V231H185ZM7 229L5 230L6 233ZM11 231V230H10ZM125 231V230H124ZM153 231V230H152ZM155 234L159 237H164L165 234H163V232L160 233V231L158 232V230ZM165 231V230H164ZM172 231V230H171ZM126 232V231H125ZM252 232H254L252 234ZM20 233V232H19ZM132 233V232H131ZM153 233V232H152ZM242 233V234H241ZM18 234V233H17ZM119 234V233H118ZM128 234V233H127ZM219 234V235H221ZM227 234V233H226ZM120 235V234H119ZM122 235H126L125 233H123ZM132 235H134L133 240H136L138 236L142 237L141 235H139L136 231H134L132 233ZM218 235V234H217ZM218 235V236H219ZM264 235V234H262ZM112 236V235H111ZM110 236V237H111ZM115 236V235H114ZM112 236V237H114ZM146 236V234H145ZM225 235H222V238ZM228 236V235H227ZM6 237V236H5ZM238 237V236H237ZM11 238V237H10ZM132 238V237H131ZM143 238H147V237H143ZM114 239V238H113ZM118 239V238H117ZM127 239V237H126ZM139 239V238H138ZM179 239V240H180ZM226 239V238H225ZM229 239L231 240V238L229 237ZM228 239V240H229ZM256 239V238H255ZM116 240V239H115ZM121 240V239H120ZM128 240V239H127ZM141 240V239H140ZM153 240V239H152ZM224 240V239H223ZM229 240V241H230ZM235 240V239H234ZM247 240V241H246ZM254 240V241H253ZM7 241V240H6ZM10 241V240H9ZM8 241V242H9ZM137 241V240H136ZM142 241V240H141ZM138 242V243H141ZM132 242V241H131ZM150 242V241H149ZM152 242V241H151ZM150 242V243H151ZM231 242V241H230ZM6 243V242H5ZM128 243V242H127ZM136 243V242H135ZM226 243H228V241L226 240ZM8 244V243H7ZM11 244V243H10ZM122 244V243H120ZM131 244V243H130ZM132 244H134L132 242ZM145 244V243H144ZM148 244V243H147ZM230 244V243H229ZM6 245V244H5ZM18 245V244H17ZM127 245V244H126ZM137 245V243H136ZM136 245H133L134 247ZM143 245V244H142ZM146 245V244H145ZM151 245H156L154 243H151ZM194 245V244H192ZM216 245V244H214ZM264 245V244H262ZM7 246V245H6ZM218 246V245H217ZM215 246V247H217ZM224 245H222V243L220 244V246L217 249V255L219 254V252L222 255V251H223V247ZM260 246V245H259ZM133 247V248H134ZM143 247V246H142ZM141 247V248H142ZM206 248L203 250L204 254H211V251L207 249V246H205ZM131 248V247H130ZM144 248V247H143ZM153 248V247H152ZM158 248V247H157ZM162 248V247H161ZM154 249L153 251L148 250L150 248H148L146 251H142L143 253L140 255L139 252H137L136 250H134L132 253L129 251V248L127 249V247H124L121 253V257H120V261L123 264H135V263H139L141 264L142 262L148 264V260L149 257H151L152 255H164L165 259H170L171 255L169 251L163 250V249ZM168 248V247H167ZM4 249V248H3ZM10 249V248H9ZM82 249V248H81ZM140 249V247H139ZM215 248H213L214 250ZM90 250V249H89ZM92 250V249H91ZM95 250V249H94ZM93 250V251H94ZM138 250V247H137ZM170 250V249H169ZM88 251V250H87ZM140 251V250H139ZM172 251V250H171ZM99 253H101L100 251H98ZM244 252V251H242ZM254 252V251H253ZM90 253V251H89ZM88 253V254H89ZM92 253V252H91ZM94 253V252H93ZM92 253V254H93ZM98 253V254H99ZM226 253V252H225ZM241 253V252H240ZM81 254H83L81 252ZM91 254V255H92ZM102 254V253H101ZM176 255V254H175ZM215 255V254H214ZM249 255V253H248ZM251 255V254H250ZM223 256V255H222ZM227 256V255H226ZM153 257V256H152ZM170 257V258H169ZM247 257V256H246ZM250 257V256H249ZM96 257H94L95 259ZM98 258V257H97ZM100 258H102L100 256ZM155 258V257H154ZM162 258V256H161ZM227 258V257H226ZM160 259V258H159ZM253 259V258H252ZM100 260V259H99ZM98 260V262H99ZM171 260V259H170ZM228 260V258H227ZM153 261V260H151ZM164 261V259H163ZM173 261V260H172ZM160 262V261H159ZM246 262V261H245ZM165 262H163L162 264H164ZM229 263V262H228ZM156 264V261H155ZM158 264V263H157ZM169 264V263H167ZM172 264V263H171ZM246 264H248V262H246ZM252 264V263H251ZM262 264V263H261Z\"/></svg>","mask_w":264,"mask_h":264},{"label":"crops","instance_id":"obj_3","mask_svg":"<svg viewBox=\"0 0 264 264\" xmlns=\"http://www.w3.org/2000/svg\"><path fill=\"white\" fill-rule=\"evenodd\" d=\"M257 175H254L250 180H249V183H256L257 182ZM29 185V184H28ZM29 187H30V191H24L23 189H22V192H24V193H28V194H26V195H24L23 197H26V198H31V197H35V196H38L37 194H34V192H36V193H38L37 191H34V190H32V188H33V186H30L29 185ZM33 193V194H32ZM40 197H41V195H39ZM38 196V197H39ZM43 196V195H42ZM45 213V212H44ZM46 214V213H45ZM62 215V214H61ZM60 215V216H61ZM50 217V216H49ZM51 217L53 218V219H55V220H59V219H61V218H59V216L56 214V213H53L52 215H51ZM238 225V226H237ZM237 225H236V228L237 229H241V232L242 231H244L246 228H248L247 227V225L243 222V221H239L238 223H237ZM236 229V230H237Z\"/></svg>","mask_w":264,"mask_h":264}]
</instances>
